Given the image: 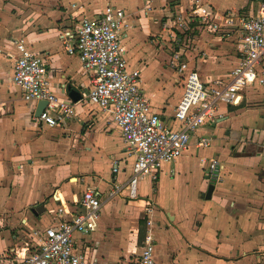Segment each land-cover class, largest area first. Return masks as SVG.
<instances>
[{
  "label": "crops",
  "instance_id": "1",
  "mask_svg": "<svg viewBox=\"0 0 264 264\" xmlns=\"http://www.w3.org/2000/svg\"><path fill=\"white\" fill-rule=\"evenodd\" d=\"M169 1L153 0L151 10L142 13L137 0H0V50L10 51L15 41H22L44 58L51 90L67 97L68 87L81 92L88 87V78L78 59L64 52L60 32L106 5L121 8L129 21L122 39L127 66L140 71V89L152 111L169 116L165 104L180 99L183 79L163 65L165 54L159 66L152 62L163 52L157 55L151 49L149 37L158 26L146 18L156 10L154 3L162 9ZM178 1L180 11L191 10L194 1L208 3L190 0L181 6ZM229 1L240 4L228 9L246 8L243 13H248L257 0ZM201 27L207 33L194 37L188 65L202 81L227 75L236 64L238 32ZM197 50L203 51L202 56L197 57ZM11 76L12 60L0 53V264H13L8 252L28 240L33 230L49 224L44 212L59 205L75 212V202L87 187L98 191L100 218L96 231L86 237V247L80 234L74 235V242L79 250L88 248L99 264L134 259L142 246L140 219L144 234L150 222L156 264H264V127L250 128L249 114L261 103L254 102L256 93L245 91L236 106L219 105L215 120L191 135L180 158L162 165L156 182L139 179L137 189L147 183L142 194L130 199L124 190L119 197L108 198L114 178L126 182L132 164L109 116L77 109L76 117L49 128L33 119L37 103L22 100ZM201 136L210 139L204 147L208 152L195 145ZM207 158L218 159L222 166L210 199L205 195L211 183L205 181L201 162ZM115 166L119 172L114 175ZM103 167L109 169V179L99 182ZM40 204L45 211L35 216L32 210Z\"/></svg>",
  "mask_w": 264,
  "mask_h": 264
},
{
  "label": "built area",
  "instance_id": "2",
  "mask_svg": "<svg viewBox=\"0 0 264 264\" xmlns=\"http://www.w3.org/2000/svg\"><path fill=\"white\" fill-rule=\"evenodd\" d=\"M152 1L137 0V9L148 12ZM249 10L219 12L210 5L193 2L189 22L205 25L212 32H238L236 64L227 75L202 81L182 61L179 52L173 53L170 62L183 79V89L180 99L168 105L169 116L152 111L140 89V71L127 66L122 39L129 21L121 8L106 5L98 14L78 19L73 28L59 34L64 52L78 59L88 78V87L79 92L75 102L51 90L44 58L28 50L22 41H15L10 51L0 53L12 60L11 83L20 91L22 100L46 101L42 112L33 117L36 122L49 128L60 127L77 116V109L88 112L94 109L109 116L132 157V164L127 181L114 178L107 196L112 198L125 190L127 197L134 199L139 179L156 182L162 165L180 158L190 146L191 135L215 120L219 105H239L248 86H264V0H257ZM209 144L210 139L201 136L195 145L204 148ZM201 162L205 165V181L211 184L220 181L222 166L218 159ZM118 172L116 166L112 168L114 175ZM75 204V212L62 205L50 208L49 224L33 230L27 241L11 249L8 260L13 264H99L89 255L88 248L79 250L74 242V235L80 234L86 247V237L97 229L101 209L97 189L87 187ZM146 225L139 253L133 260L116 264H156L150 222Z\"/></svg>",
  "mask_w": 264,
  "mask_h": 264
},
{
  "label": "rangeland",
  "instance_id": "3",
  "mask_svg": "<svg viewBox=\"0 0 264 264\" xmlns=\"http://www.w3.org/2000/svg\"><path fill=\"white\" fill-rule=\"evenodd\" d=\"M178 0H170L169 3H166L165 7L161 8V4L159 3H154L157 7L156 10L150 12L149 14H146V18H150V23H152L153 25L155 23H157L156 25L158 26V28L156 29L155 32H153V36L149 37V44H151V49L155 50L154 53H156L157 55L159 54V52H163L160 53L161 55L158 56L156 59H153L152 62L157 66H159L160 62L162 61V58L164 57L165 54V59L163 60V65L164 66H168L166 67L168 71L175 73L176 69L173 66V64L170 63V59L172 57L173 53L179 52L181 54V59L183 62H186L187 66L191 68V66L188 65V62L191 59V55L190 53L193 52L194 47H195V43H193V39L195 36H198L200 33L205 32L207 33V31L205 30L204 27H201L199 25V23L196 22H189L188 18L190 12V9H184L183 11H180L179 8V4ZM181 2V6H187L188 2H190V0H180ZM206 2L208 3H199V4H206V5H210L212 7L215 8V10L222 12L225 9L229 10L231 12H235L236 10L234 9H228L233 7V5L237 6L240 3H227L230 2L229 0H206ZM153 5V7L155 6ZM155 8V7H154ZM160 9V11L158 10ZM167 9V10H165ZM244 10H242V12L246 11V8H243ZM145 16V15H144ZM179 23H174L175 21H178ZM169 20V21H167ZM235 35V34H234ZM238 37L236 35V41L235 43L237 44ZM126 47V45H125ZM203 51L199 52V50L196 51L197 57L198 56H202ZM145 59L147 60V62H150V58L148 56L145 57ZM151 64H149L150 66ZM161 66V65H160ZM156 67V66H154ZM153 67V68H154ZM177 73V72H176ZM202 79V78H200ZM166 89V87H165ZM263 90H264V86L262 87H254V86H248V88L246 89V91H248L249 93L252 94H257V96L252 97V98H257L254 102H257L259 100L260 105H256V107L252 108L253 112L249 113L251 114V121L253 125H250V128L255 129L256 131L260 130V127H264V109L261 110V107L263 105L264 107V99H262L261 95L263 94ZM251 98V99H252ZM173 100V99H172ZM172 100H168L166 102L165 105L167 109H169V113H171L170 107L172 104H174V102ZM152 101V100H151ZM169 105V106H168ZM205 129L207 127H204ZM209 128V127H208ZM201 129V128H200ZM210 129V128H209ZM200 150H205L206 152H208L209 148H200ZM105 166V165H104ZM107 169L106 167H103V171L101 172V174H103L101 176V179L99 177V182L100 181H105L109 179V174L107 173ZM109 171V169H108ZM131 173V172H130ZM99 175V176H100ZM146 182L144 183L142 189L145 191L146 190ZM142 189H140V187L138 186L137 189V195L139 196L140 194H142ZM120 195V194H119ZM119 195L117 194L114 198L119 197ZM46 217V220L49 219L48 212H44ZM143 217V215H142ZM37 230V229H36ZM27 241V240H25ZM138 245H142L141 241L138 242ZM10 258V256H9Z\"/></svg>",
  "mask_w": 264,
  "mask_h": 264
},
{
  "label": "water",
  "instance_id": "4",
  "mask_svg": "<svg viewBox=\"0 0 264 264\" xmlns=\"http://www.w3.org/2000/svg\"><path fill=\"white\" fill-rule=\"evenodd\" d=\"M67 97L71 101L75 102L79 99L80 95H79V92L73 90L71 87H68L67 88ZM45 105H46V101H39L37 103L36 111H35L36 117L42 112ZM212 191H213V184H209L207 187L206 195H205L206 199H210V195H211ZM44 211H45L44 205L40 204L37 207H35V209L32 210V213L36 216L38 214H42Z\"/></svg>",
  "mask_w": 264,
  "mask_h": 264
},
{
  "label": "trees",
  "instance_id": "5",
  "mask_svg": "<svg viewBox=\"0 0 264 264\" xmlns=\"http://www.w3.org/2000/svg\"><path fill=\"white\" fill-rule=\"evenodd\" d=\"M144 219L139 220V229H138V240L141 241L143 239V234H144Z\"/></svg>",
  "mask_w": 264,
  "mask_h": 264
}]
</instances>
